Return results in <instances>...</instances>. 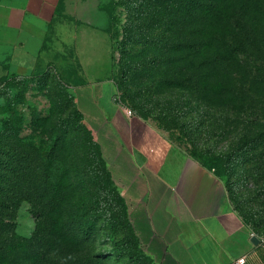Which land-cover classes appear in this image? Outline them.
<instances>
[{
  "label": "rangeland",
  "instance_id": "obj_1",
  "mask_svg": "<svg viewBox=\"0 0 264 264\" xmlns=\"http://www.w3.org/2000/svg\"><path fill=\"white\" fill-rule=\"evenodd\" d=\"M105 2L101 8L109 10L113 24L118 103L131 116L152 122L186 152L199 154V162L223 183L230 206L242 221L249 227L262 224L263 240L264 139L253 136L250 141H255L246 145L238 142L244 118L264 117V94L237 85L236 103L215 109L191 91L160 93L155 80L147 82L142 74L124 86L120 64L126 57L120 56L118 46L125 14L118 0ZM102 61L100 79L111 68ZM59 66L37 76L0 79V220L8 224L6 232L16 234L17 246L27 244L38 262L45 257L46 264H156L142 248L76 108L73 90L80 78L68 61ZM54 197L64 201L57 204ZM59 227L58 241L54 232ZM75 236L83 238L82 254L86 250V256L95 255L94 261L74 254Z\"/></svg>",
  "mask_w": 264,
  "mask_h": 264
},
{
  "label": "crops",
  "instance_id": "obj_2",
  "mask_svg": "<svg viewBox=\"0 0 264 264\" xmlns=\"http://www.w3.org/2000/svg\"><path fill=\"white\" fill-rule=\"evenodd\" d=\"M101 1L0 0V79L37 76L63 60L72 64L80 78L76 108L156 264H234L243 257V264H264V245L250 243L253 234L231 208L223 183L118 103L113 24ZM102 58L111 65L104 79Z\"/></svg>",
  "mask_w": 264,
  "mask_h": 264
},
{
  "label": "trees",
  "instance_id": "obj_3",
  "mask_svg": "<svg viewBox=\"0 0 264 264\" xmlns=\"http://www.w3.org/2000/svg\"><path fill=\"white\" fill-rule=\"evenodd\" d=\"M118 4L125 14L118 46L120 56L126 57L120 64L124 86L142 74L147 82L155 80L160 93L191 91L215 109L236 103L237 85L264 94L260 74L264 72V0H118ZM241 125L238 143L253 142V136L264 139V117H246ZM189 155L201 164L199 154ZM53 199L57 204L64 201L63 197ZM7 226L0 220V264H46L45 257L36 261L27 244L17 246V236L6 232ZM246 226L260 237L261 223ZM60 230L54 232L58 241L62 240ZM81 239L75 236L74 254L94 261L95 255L86 256V250L82 254Z\"/></svg>",
  "mask_w": 264,
  "mask_h": 264
},
{
  "label": "built area",
  "instance_id": "obj_4",
  "mask_svg": "<svg viewBox=\"0 0 264 264\" xmlns=\"http://www.w3.org/2000/svg\"><path fill=\"white\" fill-rule=\"evenodd\" d=\"M126 114H127L128 116H131V115H132L131 111H129V110L126 111ZM261 243L264 245V239L261 240ZM244 261H245V258L243 257V258L237 260L234 264H243Z\"/></svg>",
  "mask_w": 264,
  "mask_h": 264
},
{
  "label": "water",
  "instance_id": "obj_5",
  "mask_svg": "<svg viewBox=\"0 0 264 264\" xmlns=\"http://www.w3.org/2000/svg\"><path fill=\"white\" fill-rule=\"evenodd\" d=\"M250 243L253 245V246H255V247H257L258 245H260V239L258 238V237H256V236H252L251 237V239H250Z\"/></svg>",
  "mask_w": 264,
  "mask_h": 264
}]
</instances>
